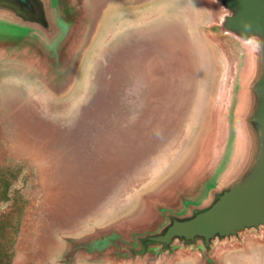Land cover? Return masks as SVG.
<instances>
[{
  "label": "rangeland",
  "instance_id": "374dc122",
  "mask_svg": "<svg viewBox=\"0 0 264 264\" xmlns=\"http://www.w3.org/2000/svg\"><path fill=\"white\" fill-rule=\"evenodd\" d=\"M206 8L70 0L77 26L61 60L0 48V264L110 255L106 238L152 229L189 185L225 66L203 41L216 18ZM213 264H264V234L222 248Z\"/></svg>",
  "mask_w": 264,
  "mask_h": 264
},
{
  "label": "water",
  "instance_id": "95a60500",
  "mask_svg": "<svg viewBox=\"0 0 264 264\" xmlns=\"http://www.w3.org/2000/svg\"><path fill=\"white\" fill-rule=\"evenodd\" d=\"M69 2L0 0V48L25 46L46 59V41L60 32L58 18L68 14L74 19ZM204 2L216 11L210 37L230 61L216 120L215 159L190 193L160 208L152 229L130 240H104L112 244L109 256L117 261L163 264L183 254L213 264L222 248L264 234V0Z\"/></svg>",
  "mask_w": 264,
  "mask_h": 264
},
{
  "label": "crops",
  "instance_id": "0c3cea01",
  "mask_svg": "<svg viewBox=\"0 0 264 264\" xmlns=\"http://www.w3.org/2000/svg\"><path fill=\"white\" fill-rule=\"evenodd\" d=\"M199 2H200V6L202 8H204V11L206 12V10H207L206 3L204 1H201V0H199ZM195 35L198 36L197 33L194 34V36ZM206 38L209 39V45H211L214 49H216V51L219 55L220 54L222 55V57L224 58V61H222V60L221 61L223 63H225V66H220L222 74L220 75V79L218 80L217 93L213 99L212 106L210 108L211 119H212V121L214 120V124H215V120H217L218 114H219V112L222 108L223 102H224V92H225V87L227 86V82H228V76H229V71H230V66H229L230 61L228 59V56H227L223 46H221V44H219L217 41H215L210 36L209 37L204 36L203 41L205 44L207 43ZM25 64L28 66L38 65L37 62H33V61H31L30 63H25ZM25 64H22V65L20 64V66H26ZM216 124L214 126V129H212V125H211V131L209 132V136H208V137L211 136L210 143L207 146H205L204 149H201L199 154L196 157L192 158L190 164L187 167V170L189 172V176L191 177V179L188 180L189 185L186 186L185 188L180 189L178 191L177 195L190 193L192 188H193L192 185L194 184V182L196 183L201 178V176L204 173H206L208 168L212 165L213 160L215 159L216 151H217L218 129L216 127ZM185 178L186 177H183V178L180 177L179 178L180 182H183L185 180ZM70 238L78 239V237L76 236L75 233H73ZM106 254L107 255L101 254L98 252H93V253H89L87 255H80L73 262H71V264H142V262H136V263L129 262V263H127L126 261H117V260L111 258L108 253H106ZM185 257H187V256H181L176 261H174L173 264H175V263L185 264L184 263ZM189 257L194 261V264H200L199 258L197 256L191 255ZM196 260H197V262H195ZM63 264H67V263H63Z\"/></svg>",
  "mask_w": 264,
  "mask_h": 264
},
{
  "label": "flooded vegetation",
  "instance_id": "af4514ba",
  "mask_svg": "<svg viewBox=\"0 0 264 264\" xmlns=\"http://www.w3.org/2000/svg\"><path fill=\"white\" fill-rule=\"evenodd\" d=\"M57 26L60 30L59 34L46 41L43 52L46 58L50 57L53 59L64 55V48L73 41L77 21L73 20L68 14H63L58 18Z\"/></svg>",
  "mask_w": 264,
  "mask_h": 264
},
{
  "label": "bare ground",
  "instance_id": "6f19581e",
  "mask_svg": "<svg viewBox=\"0 0 264 264\" xmlns=\"http://www.w3.org/2000/svg\"><path fill=\"white\" fill-rule=\"evenodd\" d=\"M106 97V96H105ZM90 126V125H89ZM52 132V131H51ZM50 134H52V133H50ZM43 146H45V145H43Z\"/></svg>",
  "mask_w": 264,
  "mask_h": 264
}]
</instances>
